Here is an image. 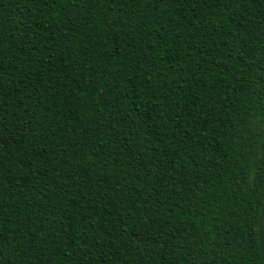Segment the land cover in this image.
Listing matches in <instances>:
<instances>
[{
    "label": "trees",
    "instance_id": "trees-1",
    "mask_svg": "<svg viewBox=\"0 0 264 264\" xmlns=\"http://www.w3.org/2000/svg\"><path fill=\"white\" fill-rule=\"evenodd\" d=\"M264 0H0V264H262Z\"/></svg>",
    "mask_w": 264,
    "mask_h": 264
},
{
    "label": "water",
    "instance_id": "water-1",
    "mask_svg": "<svg viewBox=\"0 0 264 264\" xmlns=\"http://www.w3.org/2000/svg\"><path fill=\"white\" fill-rule=\"evenodd\" d=\"M259 249H260V257L262 264H264V195L261 201V206L259 210V221H258V229H257V237Z\"/></svg>",
    "mask_w": 264,
    "mask_h": 264
},
{
    "label": "snow or ice",
    "instance_id": "snow-or-ice-1",
    "mask_svg": "<svg viewBox=\"0 0 264 264\" xmlns=\"http://www.w3.org/2000/svg\"><path fill=\"white\" fill-rule=\"evenodd\" d=\"M258 239H259V236H258Z\"/></svg>",
    "mask_w": 264,
    "mask_h": 264
}]
</instances>
